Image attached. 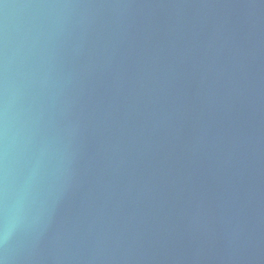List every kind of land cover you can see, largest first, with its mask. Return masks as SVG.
<instances>
[{
  "label": "water",
  "instance_id": "95a60500",
  "mask_svg": "<svg viewBox=\"0 0 264 264\" xmlns=\"http://www.w3.org/2000/svg\"><path fill=\"white\" fill-rule=\"evenodd\" d=\"M2 264H264V0H0Z\"/></svg>",
  "mask_w": 264,
  "mask_h": 264
},
{
  "label": "snow or ice",
  "instance_id": "6c2138e0",
  "mask_svg": "<svg viewBox=\"0 0 264 264\" xmlns=\"http://www.w3.org/2000/svg\"><path fill=\"white\" fill-rule=\"evenodd\" d=\"M0 264H2V262H0Z\"/></svg>",
  "mask_w": 264,
  "mask_h": 264
}]
</instances>
